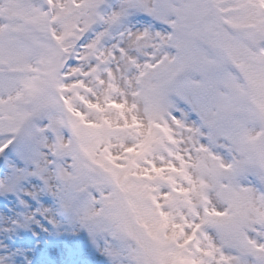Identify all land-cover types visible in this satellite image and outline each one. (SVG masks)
Returning a JSON list of instances; mask_svg holds the SVG:
<instances>
[{
	"label": "snow or ice",
	"instance_id": "snow-or-ice-1",
	"mask_svg": "<svg viewBox=\"0 0 264 264\" xmlns=\"http://www.w3.org/2000/svg\"><path fill=\"white\" fill-rule=\"evenodd\" d=\"M0 264H264V0H0Z\"/></svg>",
	"mask_w": 264,
	"mask_h": 264
}]
</instances>
